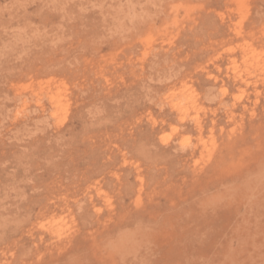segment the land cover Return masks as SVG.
<instances>
[{
    "label": "rangeland",
    "instance_id": "1",
    "mask_svg": "<svg viewBox=\"0 0 264 264\" xmlns=\"http://www.w3.org/2000/svg\"><path fill=\"white\" fill-rule=\"evenodd\" d=\"M0 264H264V0H0Z\"/></svg>",
    "mask_w": 264,
    "mask_h": 264
}]
</instances>
